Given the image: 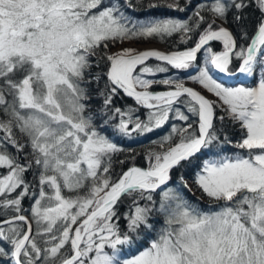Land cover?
<instances>
[{"label": "snow or ice", "instance_id": "obj_1", "mask_svg": "<svg viewBox=\"0 0 264 264\" xmlns=\"http://www.w3.org/2000/svg\"><path fill=\"white\" fill-rule=\"evenodd\" d=\"M0 264H264V0H0Z\"/></svg>", "mask_w": 264, "mask_h": 264}, {"label": "trees", "instance_id": "obj_2", "mask_svg": "<svg viewBox=\"0 0 264 264\" xmlns=\"http://www.w3.org/2000/svg\"><path fill=\"white\" fill-rule=\"evenodd\" d=\"M153 15H157V16H175L177 15V13L175 12H171L167 9H164V8H161V9H157L153 12ZM154 41V40H153ZM150 42V41H149ZM156 42V41H155ZM167 47V46H166ZM181 47V49L183 48V46H179ZM213 47L216 49V50H219L221 45L219 43H214L213 44ZM168 48V47H167ZM169 49V48H168ZM201 58H202V54H201ZM202 60V59H201ZM151 64H155L157 63V61L155 60H151L150 61ZM163 75V74H161ZM229 82H234V81H229ZM100 103V101H94L93 102V105L94 106H98ZM117 105L118 106H124V105H133L134 104V101L131 99V98H123V99H118L116 101ZM140 115H141V118L143 119L144 118V110L141 109L140 111ZM164 131H166V129L164 130H161V131H158L157 133L155 134H148L147 136H138V137H134L132 139H135L137 142L136 143H133L132 142V139H128L126 140L125 142V146L126 147H131V148H134L137 152V158H136V164L138 166H145V160L142 156V153L144 151L145 148L148 147L149 143L151 140L153 139H157L159 135H163ZM118 143H120L121 141H117ZM185 195L190 199V200H194L196 197H199L200 196V193L197 192L195 194V197L192 196L191 193H185Z\"/></svg>", "mask_w": 264, "mask_h": 264}, {"label": "bare ground", "instance_id": "obj_3", "mask_svg": "<svg viewBox=\"0 0 264 264\" xmlns=\"http://www.w3.org/2000/svg\"><path fill=\"white\" fill-rule=\"evenodd\" d=\"M138 48L140 49H145V48H157V49H160V50H164V51H168L167 47L165 44L163 43H157L155 41H150V42H142L140 44H137L136 45ZM170 50V49H169ZM202 59V58H201Z\"/></svg>", "mask_w": 264, "mask_h": 264}, {"label": "water", "instance_id": "obj_4", "mask_svg": "<svg viewBox=\"0 0 264 264\" xmlns=\"http://www.w3.org/2000/svg\"><path fill=\"white\" fill-rule=\"evenodd\" d=\"M167 50H169V49H167ZM216 75H217V76H220L222 79H225V80H229V81H231L230 78H228V77H226V76H223L222 74L216 73Z\"/></svg>", "mask_w": 264, "mask_h": 264}, {"label": "rangeland", "instance_id": "obj_5", "mask_svg": "<svg viewBox=\"0 0 264 264\" xmlns=\"http://www.w3.org/2000/svg\"><path fill=\"white\" fill-rule=\"evenodd\" d=\"M136 46V45H135ZM137 47V46H136Z\"/></svg>", "mask_w": 264, "mask_h": 264}]
</instances>
